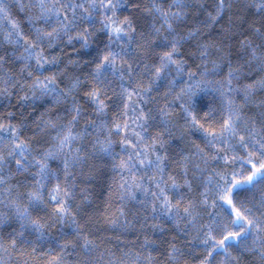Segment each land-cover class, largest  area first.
Wrapping results in <instances>:
<instances>
[{
  "label": "snow or ice",
  "instance_id": "6c2138e0",
  "mask_svg": "<svg viewBox=\"0 0 264 264\" xmlns=\"http://www.w3.org/2000/svg\"><path fill=\"white\" fill-rule=\"evenodd\" d=\"M0 264H264V0H0Z\"/></svg>",
  "mask_w": 264,
  "mask_h": 264
},
{
  "label": "trees",
  "instance_id": "16d2710c",
  "mask_svg": "<svg viewBox=\"0 0 264 264\" xmlns=\"http://www.w3.org/2000/svg\"><path fill=\"white\" fill-rule=\"evenodd\" d=\"M15 11H16L15 8H13V12H14V13H15Z\"/></svg>",
  "mask_w": 264,
  "mask_h": 264
}]
</instances>
